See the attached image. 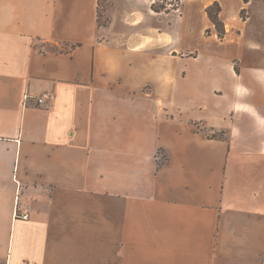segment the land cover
I'll list each match as a JSON object with an SVG mask.
<instances>
[{
	"label": "crops",
	"instance_id": "crops-1",
	"mask_svg": "<svg viewBox=\"0 0 264 264\" xmlns=\"http://www.w3.org/2000/svg\"><path fill=\"white\" fill-rule=\"evenodd\" d=\"M161 1L0 0L4 264H264V71L192 119L225 139L196 132L170 70L152 86Z\"/></svg>",
	"mask_w": 264,
	"mask_h": 264
},
{
	"label": "rangeland",
	"instance_id": "rangeland-1",
	"mask_svg": "<svg viewBox=\"0 0 264 264\" xmlns=\"http://www.w3.org/2000/svg\"><path fill=\"white\" fill-rule=\"evenodd\" d=\"M224 2L225 16L229 19V26H226L224 17L219 15L222 21L219 29L224 32V39L219 38L207 12L206 19L203 18L201 2L185 5L188 18L185 22L174 17L177 16L174 12L180 11L181 3L169 0H162L156 7L159 11L171 12L170 15L152 18V27L170 34L168 46L175 49L173 54L176 53L173 62H163L164 49L152 45V86L164 79L159 71L170 70L173 82L168 89V98L173 106L183 109L182 117L189 120L188 124L196 132L203 131L209 138L218 139L226 138L224 131L211 130L192 119L208 114V108L203 106L207 101L223 109L235 81H260L264 71V0H242V8L235 17L228 14L234 12L232 9L237 0ZM238 91L242 94L243 89ZM209 96L216 97L211 100ZM160 155L165 162L166 155ZM0 264L4 263L0 261Z\"/></svg>",
	"mask_w": 264,
	"mask_h": 264
},
{
	"label": "trees",
	"instance_id": "trees-1",
	"mask_svg": "<svg viewBox=\"0 0 264 264\" xmlns=\"http://www.w3.org/2000/svg\"><path fill=\"white\" fill-rule=\"evenodd\" d=\"M153 9L156 12H160L155 5L153 6ZM206 12L208 14L210 21L218 30L219 38L224 39V32L219 29L220 25L222 24V21L220 20V17H219L220 13L222 12V8L220 4L218 2H215L213 5L207 8ZM99 16H100V22H102L101 18H103V16L101 15V13L99 14Z\"/></svg>",
	"mask_w": 264,
	"mask_h": 264
},
{
	"label": "built area",
	"instance_id": "built-area-1",
	"mask_svg": "<svg viewBox=\"0 0 264 264\" xmlns=\"http://www.w3.org/2000/svg\"><path fill=\"white\" fill-rule=\"evenodd\" d=\"M54 99V94L50 92H46L39 96L37 100V104L39 106L45 105L48 102L52 101ZM16 218L22 219V220H28L30 218V213H21V211H16Z\"/></svg>",
	"mask_w": 264,
	"mask_h": 264
}]
</instances>
